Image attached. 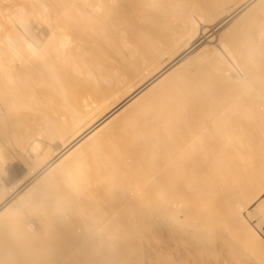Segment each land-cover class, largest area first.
Returning a JSON list of instances; mask_svg holds the SVG:
<instances>
[{"label":"bare ground","instance_id":"obj_1","mask_svg":"<svg viewBox=\"0 0 264 264\" xmlns=\"http://www.w3.org/2000/svg\"><path fill=\"white\" fill-rule=\"evenodd\" d=\"M263 184L264 0H0V233L27 264L49 235L37 264H112L183 205L264 264Z\"/></svg>","mask_w":264,"mask_h":264},{"label":"rangeland","instance_id":"obj_2","mask_svg":"<svg viewBox=\"0 0 264 264\" xmlns=\"http://www.w3.org/2000/svg\"><path fill=\"white\" fill-rule=\"evenodd\" d=\"M233 6L234 3L229 4L228 9L230 10ZM209 28L207 29L209 30ZM166 62L167 59L164 58L161 61V65ZM217 91H219L218 94L220 96H224L228 93L226 89H219ZM19 129L20 127L14 129L11 127L9 132L10 137L15 140L18 139L23 133V130L19 131ZM5 144L8 145L7 143ZM102 146L104 147L102 149H112L114 147L108 142L103 143ZM257 155L259 156V153H257ZM257 159L254 168L259 176V157H257ZM10 160L13 161V158H10ZM142 160L143 159L140 160V163ZM232 161L229 163L231 174L227 177L230 180V184L234 186L236 183L243 182L245 170H243L242 164L237 165L232 163ZM13 162L18 163L16 159H14ZM20 176V174H6L4 178L10 186L17 181ZM212 180L217 181V177H213ZM214 183L217 184V182ZM263 187L264 184L260 187L258 185L256 191H259V189ZM217 195L215 197L216 200L218 199ZM195 196L194 193L190 195V198L194 199L191 201L192 207L194 206V201H199L200 205L203 201L202 196L196 199ZM256 201L264 202V190ZM255 203L247 207L246 210H250ZM211 211H213V216L203 219V209H201V212L198 211L187 214V208L183 205L178 216L168 214L167 217L147 223L146 225L136 222V227L140 229L138 232L139 236L133 238L131 246L127 251L121 252L112 258V264H262L253 253L244 248L242 244L236 242L237 239H235L227 229L226 218L223 215H218V211L214 208ZM241 214L245 216L244 212ZM21 222H24V220H21ZM246 222L251 233H255L254 235L264 239V225L260 227L257 220L249 221L246 219ZM58 236L59 235H57V237ZM16 238H20V241L18 242V240L13 238L9 230L0 233V264L28 263L25 261L27 257L23 258L21 249L19 248V246L23 244L21 241L22 236L18 235ZM50 238L52 237L49 235V241L47 240L48 244L46 242V245L42 246L41 250L38 249L39 253L41 251L42 254L40 253L39 255L37 249L35 250L36 252L31 250L32 253H34L32 255L29 254V256H31L29 258V263L37 264L38 260L41 259L39 257L44 259L43 252L48 251V249L46 250L48 247H51V250H49V253H51L50 258L53 257L54 259H58L59 252L66 251L68 246H70L65 242L66 245H62L63 241H66L65 236L59 238V241L62 242H59V244L62 245L61 248L59 247L58 239L54 235L52 239ZM50 240L53 242L57 240V244L54 242L55 245H52L54 249L52 246H49L51 245V243H49L51 242ZM56 245L60 248H58L60 250L59 252L58 249L56 250ZM63 248L65 249L64 251ZM3 255L5 256L3 257ZM6 255L9 258H6ZM100 257L103 261V256Z\"/></svg>","mask_w":264,"mask_h":264}]
</instances>
